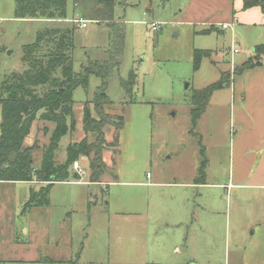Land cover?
Returning a JSON list of instances; mask_svg holds the SVG:
<instances>
[{
	"label": "rangeland",
	"instance_id": "obj_1",
	"mask_svg": "<svg viewBox=\"0 0 264 264\" xmlns=\"http://www.w3.org/2000/svg\"><path fill=\"white\" fill-rule=\"evenodd\" d=\"M98 1L66 0L68 20L62 24L77 28L72 54L75 73L88 62L109 59L113 30L106 20L111 19L122 29L119 65L107 79L106 94L112 104L103 108L105 114L123 117L119 146L115 147V128L106 126L102 158L107 171L101 185L88 182V160L81 157L77 160L83 171L81 178L72 179L70 185H54L49 206L32 208L30 218L37 222L39 235H35V241L38 242L44 230L48 237L53 233L50 221L59 223L67 217L71 223L74 255L83 250V258L105 261L109 249L113 254V227L106 223L98 226L97 218L112 216L121 198L123 210L128 212L139 209L140 200L146 197L180 194L179 189L170 192L164 184L189 182L203 159L201 148L207 160V182L215 185L226 181L229 143L236 129L230 117L229 93L219 91L213 95L196 127L191 125V96L217 82L221 73H230L232 64L246 60L255 36L246 44L238 45L246 32L240 28L235 35L231 33V28L236 26L231 25L226 13L231 0ZM13 8L14 0H0V48L4 46L5 51L0 55V74L18 65L21 46L31 43L36 33L48 24L43 20L14 19ZM73 17L77 18L75 22ZM78 21L85 22V28ZM224 21L229 23L228 30L220 32L216 27L218 30L202 34L210 28L209 23ZM151 23L158 28L153 30ZM234 46L240 48V53L229 52ZM195 50L212 52L210 58L201 60L196 70L193 68ZM130 73L135 75V83L127 96L120 82L127 80ZM99 85L100 79L90 76L85 88L73 91L74 128L59 143L55 154L58 163L64 161L69 143L84 138V107ZM89 108L95 117L91 104ZM52 129L51 123L37 119L24 141V146L37 148L32 154L34 168L40 164L42 147L48 143ZM94 139L95 135H87L88 142ZM148 182L159 186L154 189L143 186ZM27 190L25 184L0 186V209L3 203L8 212L17 215L13 219L17 228L21 222H28V217L19 215L29 198ZM196 191L192 202L195 200L197 211L202 215V231L201 244L194 248V264H264V197L236 189ZM133 199L140 200L133 204ZM218 213L228 219L222 223L217 221L216 225L212 222L215 219L210 218ZM17 230L23 237V231Z\"/></svg>",
	"mask_w": 264,
	"mask_h": 264
},
{
	"label": "trees",
	"instance_id": "obj_2",
	"mask_svg": "<svg viewBox=\"0 0 264 264\" xmlns=\"http://www.w3.org/2000/svg\"><path fill=\"white\" fill-rule=\"evenodd\" d=\"M254 6H260L264 11V0H242L244 10ZM13 16L15 19L48 21L31 43L21 46L18 65L0 74V182L35 181L44 184L37 191L30 190L28 201L23 207V210H29L48 206L52 185L68 181L73 174L72 164L81 157L88 160L87 178L90 184L100 183L106 174L107 166L102 158L106 148L104 128H115V147L118 148L119 131L123 127L122 116L114 117L103 111L105 106L112 104L106 94L107 79L119 65L123 32L111 19L106 20L113 30L109 59L88 62L80 72L75 73L72 54L77 28L72 24H62L67 19L66 0H14ZM214 30L216 28L210 26L202 34ZM3 51L4 48H0V55ZM253 53L252 57L235 66L232 74H240L257 65L264 55V42L256 46ZM211 56V51L195 50L194 70L199 67L203 58ZM90 76L99 78L100 85L92 100L87 101L84 107V138L79 142L69 143L65 149L64 161L58 163L55 154L59 143L74 128L72 93L78 87L85 88ZM230 76V73L223 72L217 82L192 94V127H195L204 113L211 95L229 85ZM134 78L135 75L130 73L127 80L120 82L127 96L131 94ZM89 104L92 105L95 117L91 114ZM37 119L51 123L53 129L48 143L42 147L40 164L34 168L32 154L37 148L35 145L24 146V141ZM88 134L95 135V139L88 142ZM200 153L203 157V150ZM205 165L203 158L197 180L203 181ZM43 261L49 262L47 259Z\"/></svg>",
	"mask_w": 264,
	"mask_h": 264
},
{
	"label": "crops",
	"instance_id": "obj_3",
	"mask_svg": "<svg viewBox=\"0 0 264 264\" xmlns=\"http://www.w3.org/2000/svg\"><path fill=\"white\" fill-rule=\"evenodd\" d=\"M226 13L232 21L231 25H236L231 28L232 35H235L236 29L238 32L240 28L246 32L245 38L239 40V46L246 44L249 38L255 36L254 43L250 44L252 47L248 56L250 58L254 55V48L264 42V11L260 6L244 10L242 0H231ZM72 20H77V18L73 17ZM209 24L217 27L219 30L217 28L216 30L220 32L230 28L226 21ZM223 25H227V28L223 29ZM246 30L251 34L247 35ZM234 48L239 51L233 53ZM229 52L238 54L240 48L234 46ZM244 61L231 64L235 67ZM232 70L233 68L230 70L229 85L215 91L209 99L210 102L213 95L219 91H228L231 122L236 128L229 143V173L224 183L214 185L207 182V160L204 156L205 150L201 148L203 150L202 158L206 161L203 181L197 180L199 165L189 182L172 181L164 184L171 189L170 192H175L174 189H177L178 192L179 189L180 194H172L167 197L154 196L151 199L146 197L141 199L143 201L139 199L141 202L139 209L128 212L123 210L124 201L121 198L119 203H116L112 216L99 214L100 216L97 218L100 221L98 226L106 223L110 228L113 227V254L111 256L109 249L105 261L83 258V250L74 255L73 240L70 236L71 223L67 217H64L65 219L60 220L59 223L50 221L53 233L48 237L44 230L36 242L35 235L38 234L39 228L37 222L30 218L32 208L20 212V217H28V222L26 220L21 222L17 228L13 220L17 215L8 212L2 203L0 209V264H194V248L201 244L200 233L202 231V215L197 211L195 200L192 202V197L194 198L195 192H197L196 189H221L226 192L236 189L248 195L264 197V55L257 65L240 74L234 75ZM207 107L195 127L205 114ZM72 171L74 172L73 169ZM73 174L68 181L58 183L70 185L71 180L74 179ZM148 179L151 180L150 177ZM58 183H54L52 187ZM8 184L27 185L28 196L31 189L37 191L43 185L35 181L0 182V186ZM92 185L99 186L101 184ZM143 186L154 189L159 184L148 182ZM139 200L133 199L131 203L136 204ZM89 203V201L86 203L88 207ZM144 205L145 209H143ZM40 208L44 207H35L33 210ZM210 219H215V221H210L217 225V221L222 223L228 217L218 213ZM56 226L59 227V233H57ZM17 229L23 231V237L19 235ZM44 259L49 262H44Z\"/></svg>",
	"mask_w": 264,
	"mask_h": 264
},
{
	"label": "built area",
	"instance_id": "obj_4",
	"mask_svg": "<svg viewBox=\"0 0 264 264\" xmlns=\"http://www.w3.org/2000/svg\"><path fill=\"white\" fill-rule=\"evenodd\" d=\"M75 21H76V20H72V22H75ZM78 23L81 24V25H80L81 28H85V26H86V25H85V22H83V21H78ZM150 26H151V28H152L153 30H156V29L158 28V26H157L155 23H151ZM222 28H223V29L227 28V25H223ZM238 51H239V50H238L237 48H234V49L232 50L233 53H237ZM72 169H73L74 171H77V173L79 174V176L83 174V171L80 169V167H79L77 161L74 162V163L72 164Z\"/></svg>",
	"mask_w": 264,
	"mask_h": 264
},
{
	"label": "water",
	"instance_id": "obj_5",
	"mask_svg": "<svg viewBox=\"0 0 264 264\" xmlns=\"http://www.w3.org/2000/svg\"><path fill=\"white\" fill-rule=\"evenodd\" d=\"M8 53H9V52H8ZM73 178H74V179H79L80 176H79V174H78L77 172H75V173L73 174Z\"/></svg>",
	"mask_w": 264,
	"mask_h": 264
}]
</instances>
